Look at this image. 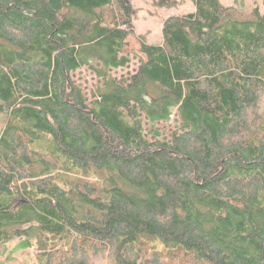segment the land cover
Masks as SVG:
<instances>
[{
	"label": "trees",
	"instance_id": "obj_1",
	"mask_svg": "<svg viewBox=\"0 0 264 264\" xmlns=\"http://www.w3.org/2000/svg\"><path fill=\"white\" fill-rule=\"evenodd\" d=\"M192 2L148 43L128 0H0V257L264 264V0Z\"/></svg>",
	"mask_w": 264,
	"mask_h": 264
},
{
	"label": "rangeland",
	"instance_id": "obj_2",
	"mask_svg": "<svg viewBox=\"0 0 264 264\" xmlns=\"http://www.w3.org/2000/svg\"><path fill=\"white\" fill-rule=\"evenodd\" d=\"M157 0H128L133 6L136 16L133 19V31L135 36L141 35L148 43H158L162 41L161 27L166 17L171 15H181L194 9L192 0H174L171 5L161 6ZM224 5H234L244 11H249L258 5L261 7V0H221ZM138 67V60L132 55L129 63L125 67L110 70V74L116 77L129 76ZM76 82L81 86L88 101L93 100L92 91L97 86L98 78L87 68L77 70L73 74ZM143 117V116H142ZM177 112L173 110L171 118L167 122L155 125L167 137L175 130L177 124ZM144 120V119H143ZM2 117L0 116V125ZM145 131L151 128L150 123L144 121ZM150 138V135H147ZM17 240L8 243V250L15 247ZM34 248L16 249L8 252L6 256L0 257L1 264H37Z\"/></svg>",
	"mask_w": 264,
	"mask_h": 264
},
{
	"label": "crops",
	"instance_id": "obj_3",
	"mask_svg": "<svg viewBox=\"0 0 264 264\" xmlns=\"http://www.w3.org/2000/svg\"><path fill=\"white\" fill-rule=\"evenodd\" d=\"M159 43V42H158Z\"/></svg>",
	"mask_w": 264,
	"mask_h": 264
}]
</instances>
